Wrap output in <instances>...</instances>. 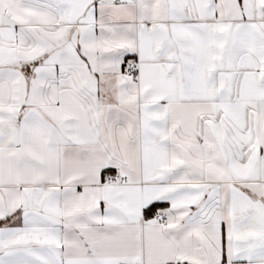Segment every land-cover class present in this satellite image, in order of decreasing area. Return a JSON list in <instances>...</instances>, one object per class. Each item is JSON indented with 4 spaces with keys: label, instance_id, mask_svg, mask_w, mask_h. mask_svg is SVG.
<instances>
[{
    "label": "snow or ice",
    "instance_id": "1",
    "mask_svg": "<svg viewBox=\"0 0 264 264\" xmlns=\"http://www.w3.org/2000/svg\"><path fill=\"white\" fill-rule=\"evenodd\" d=\"M0 264H264V0H0Z\"/></svg>",
    "mask_w": 264,
    "mask_h": 264
}]
</instances>
